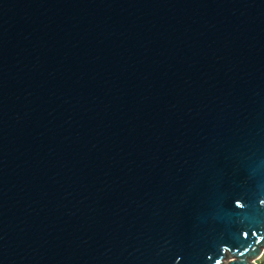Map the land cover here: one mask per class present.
Listing matches in <instances>:
<instances>
[{"label": "water", "instance_id": "1", "mask_svg": "<svg viewBox=\"0 0 264 264\" xmlns=\"http://www.w3.org/2000/svg\"><path fill=\"white\" fill-rule=\"evenodd\" d=\"M261 199L264 0H0V264H256Z\"/></svg>", "mask_w": 264, "mask_h": 264}, {"label": "built area", "instance_id": "2", "mask_svg": "<svg viewBox=\"0 0 264 264\" xmlns=\"http://www.w3.org/2000/svg\"><path fill=\"white\" fill-rule=\"evenodd\" d=\"M256 264H264V249L262 250L261 254L255 260Z\"/></svg>", "mask_w": 264, "mask_h": 264}, {"label": "snow or ice", "instance_id": "3", "mask_svg": "<svg viewBox=\"0 0 264 264\" xmlns=\"http://www.w3.org/2000/svg\"><path fill=\"white\" fill-rule=\"evenodd\" d=\"M260 203L264 204V199H261ZM237 204L239 205V201H237Z\"/></svg>", "mask_w": 264, "mask_h": 264}, {"label": "clouds", "instance_id": "4", "mask_svg": "<svg viewBox=\"0 0 264 264\" xmlns=\"http://www.w3.org/2000/svg\"><path fill=\"white\" fill-rule=\"evenodd\" d=\"M215 264H221L220 260H219V259L216 260V261H215Z\"/></svg>", "mask_w": 264, "mask_h": 264}, {"label": "rangeland", "instance_id": "5", "mask_svg": "<svg viewBox=\"0 0 264 264\" xmlns=\"http://www.w3.org/2000/svg\"><path fill=\"white\" fill-rule=\"evenodd\" d=\"M226 261H227V260H226ZM226 261H225V262H226Z\"/></svg>", "mask_w": 264, "mask_h": 264}]
</instances>
